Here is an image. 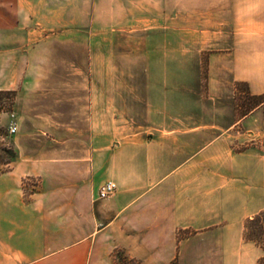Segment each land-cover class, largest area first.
I'll return each mask as SVG.
<instances>
[{
    "label": "crops",
    "instance_id": "1",
    "mask_svg": "<svg viewBox=\"0 0 264 264\" xmlns=\"http://www.w3.org/2000/svg\"><path fill=\"white\" fill-rule=\"evenodd\" d=\"M9 8L0 0V22ZM92 14L98 34L145 41L135 59L98 60L87 140L16 146L0 169V264H98L115 250L264 264V0H94ZM238 96L259 102L242 112ZM107 182L117 191L101 200Z\"/></svg>",
    "mask_w": 264,
    "mask_h": 264
},
{
    "label": "rangeland",
    "instance_id": "2",
    "mask_svg": "<svg viewBox=\"0 0 264 264\" xmlns=\"http://www.w3.org/2000/svg\"><path fill=\"white\" fill-rule=\"evenodd\" d=\"M93 1L23 0L15 14L14 0H7L10 17L0 22L1 170H8L9 163L16 159V146L30 155L46 151L54 138L87 140L84 114L90 78L107 70L97 64L98 60L109 59L111 54L116 59L136 58L130 49L143 43L146 36L129 32L98 34L92 18ZM167 71L174 74V69ZM58 78H65V83H56ZM244 98H236L242 112H249L259 102ZM12 128H16L15 134ZM248 229L249 238H262L259 222L248 224ZM98 264L143 262L115 250Z\"/></svg>",
    "mask_w": 264,
    "mask_h": 264
},
{
    "label": "built area",
    "instance_id": "3",
    "mask_svg": "<svg viewBox=\"0 0 264 264\" xmlns=\"http://www.w3.org/2000/svg\"><path fill=\"white\" fill-rule=\"evenodd\" d=\"M11 133L15 134L16 133V128H12L11 129ZM262 159H263V162H264V144H263V147H262ZM116 191H117L116 183L107 182L100 189L99 199H101V200L108 199V198L112 197L116 193Z\"/></svg>",
    "mask_w": 264,
    "mask_h": 264
},
{
    "label": "trees",
    "instance_id": "4",
    "mask_svg": "<svg viewBox=\"0 0 264 264\" xmlns=\"http://www.w3.org/2000/svg\"><path fill=\"white\" fill-rule=\"evenodd\" d=\"M6 93H8L9 95H13L14 94V92H6ZM258 100V99H257ZM259 101V100H258ZM258 229L256 228V231H257Z\"/></svg>",
    "mask_w": 264,
    "mask_h": 264
}]
</instances>
